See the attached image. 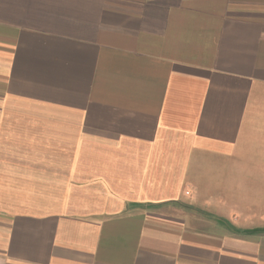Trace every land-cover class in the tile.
<instances>
[{
  "label": "crops",
  "instance_id": "crops-1",
  "mask_svg": "<svg viewBox=\"0 0 264 264\" xmlns=\"http://www.w3.org/2000/svg\"><path fill=\"white\" fill-rule=\"evenodd\" d=\"M0 264H264V0H0Z\"/></svg>",
  "mask_w": 264,
  "mask_h": 264
},
{
  "label": "rangeland",
  "instance_id": "rangeland-1",
  "mask_svg": "<svg viewBox=\"0 0 264 264\" xmlns=\"http://www.w3.org/2000/svg\"><path fill=\"white\" fill-rule=\"evenodd\" d=\"M195 215V214H194ZM202 216V215H201Z\"/></svg>",
  "mask_w": 264,
  "mask_h": 264
}]
</instances>
